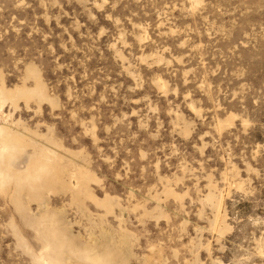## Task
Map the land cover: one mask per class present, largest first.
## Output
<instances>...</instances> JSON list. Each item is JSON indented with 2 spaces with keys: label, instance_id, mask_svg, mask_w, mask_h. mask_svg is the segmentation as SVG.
I'll list each match as a JSON object with an SVG mask.
<instances>
[{
  "label": "rangeland",
  "instance_id": "obj_1",
  "mask_svg": "<svg viewBox=\"0 0 264 264\" xmlns=\"http://www.w3.org/2000/svg\"><path fill=\"white\" fill-rule=\"evenodd\" d=\"M94 262L264 264V0H0V264Z\"/></svg>",
  "mask_w": 264,
  "mask_h": 264
},
{
  "label": "bare ground",
  "instance_id": "obj_2",
  "mask_svg": "<svg viewBox=\"0 0 264 264\" xmlns=\"http://www.w3.org/2000/svg\"><path fill=\"white\" fill-rule=\"evenodd\" d=\"M54 261V260H53ZM56 262V261H55ZM95 263V262H94ZM95 264H99V262L95 263Z\"/></svg>",
  "mask_w": 264,
  "mask_h": 264
}]
</instances>
